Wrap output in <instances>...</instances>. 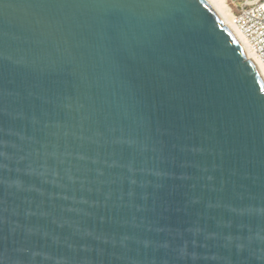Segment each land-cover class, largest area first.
Segmentation results:
<instances>
[{"label":"water","instance_id":"water-1","mask_svg":"<svg viewBox=\"0 0 264 264\" xmlns=\"http://www.w3.org/2000/svg\"><path fill=\"white\" fill-rule=\"evenodd\" d=\"M0 264H264V83L206 0H0Z\"/></svg>","mask_w":264,"mask_h":264},{"label":"built area","instance_id":"built-area-1","mask_svg":"<svg viewBox=\"0 0 264 264\" xmlns=\"http://www.w3.org/2000/svg\"><path fill=\"white\" fill-rule=\"evenodd\" d=\"M227 8L247 49L264 68V0H229Z\"/></svg>","mask_w":264,"mask_h":264},{"label":"bare ground","instance_id":"bare-ground-1","mask_svg":"<svg viewBox=\"0 0 264 264\" xmlns=\"http://www.w3.org/2000/svg\"><path fill=\"white\" fill-rule=\"evenodd\" d=\"M207 3L210 5V7L213 9V11L217 14L219 19L222 21L223 25L226 26L240 47L242 48L246 58L250 60L255 68L257 69L263 83H264V68L262 67L259 60L256 58V56L247 49L246 45L244 44V39L240 33V31L233 25L231 21V15L228 11L227 6L224 4V0H206Z\"/></svg>","mask_w":264,"mask_h":264},{"label":"rangeland","instance_id":"rangeland-1","mask_svg":"<svg viewBox=\"0 0 264 264\" xmlns=\"http://www.w3.org/2000/svg\"><path fill=\"white\" fill-rule=\"evenodd\" d=\"M229 0H224V4L227 6Z\"/></svg>","mask_w":264,"mask_h":264}]
</instances>
